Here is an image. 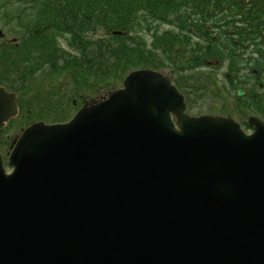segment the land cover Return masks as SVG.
<instances>
[{
    "label": "water",
    "instance_id": "obj_1",
    "mask_svg": "<svg viewBox=\"0 0 264 264\" xmlns=\"http://www.w3.org/2000/svg\"><path fill=\"white\" fill-rule=\"evenodd\" d=\"M185 109L141 70L69 122L25 130L12 174L0 156V264H264V123L247 135ZM16 115L0 89V128Z\"/></svg>",
    "mask_w": 264,
    "mask_h": 264
},
{
    "label": "trees",
    "instance_id": "obj_2",
    "mask_svg": "<svg viewBox=\"0 0 264 264\" xmlns=\"http://www.w3.org/2000/svg\"><path fill=\"white\" fill-rule=\"evenodd\" d=\"M42 4L41 7L54 6L61 17L58 29L54 28L56 32L63 31L72 16L86 12L92 15L88 22L79 18L69 22L73 35H79L90 23L93 29L106 32L109 41L97 45V53L91 54L92 63H83L85 69L75 79V90H66L64 82L52 85L49 90L47 87L39 90L44 87L42 81L37 80L34 85L35 79H17V82L14 79L13 87L26 83L30 89L10 90L20 100L19 118L10 122L13 128H25L35 121L64 123L74 113V98L82 93L88 95L91 93L88 89L98 86L113 91L131 71L139 69L167 70L180 90L195 97L202 92L224 102L222 98L231 96L232 90H245V97L236 98L238 108H247L240 117L248 111L264 120V0H50ZM27 24L35 30L42 28L44 22ZM46 24L52 25V20ZM163 25L172 30L153 34L156 28L162 30ZM132 28L151 36L152 46L142 42V46L137 45L131 36ZM47 31L45 27L43 33ZM28 47V55L36 58L40 56L38 48L43 45L31 40ZM216 62L218 67H214ZM89 66L92 71L86 70ZM206 68L216 70L203 72ZM217 69H224L222 75ZM30 104L39 107L30 109ZM224 110L232 117L231 107ZM27 112L35 116L30 121ZM246 119L241 121L245 124ZM4 130L0 136L8 147L11 142Z\"/></svg>",
    "mask_w": 264,
    "mask_h": 264
},
{
    "label": "rangeland",
    "instance_id": "obj_3",
    "mask_svg": "<svg viewBox=\"0 0 264 264\" xmlns=\"http://www.w3.org/2000/svg\"><path fill=\"white\" fill-rule=\"evenodd\" d=\"M9 1H12V3L9 5H6V6L0 5V30L3 29V26L5 24H7L8 19L10 21H13L14 17L16 15L21 14V8H26V9L37 8L39 11H40V8H44L45 11L42 15H44V14L45 15L41 19V21L44 22V25H45L46 22H48L49 20H52V25H50V24L45 25V27H47V28H48V26H50L48 28L49 31L42 33L45 28L43 30H42V28H37L38 31L40 32L38 38L40 40H43V43H41L43 45V47L38 48L39 52H40V57H42V58L37 60L35 62V64H33V66L39 70L38 73H36L35 78H31V79H35L34 85H36V82L42 81L45 84H43L44 87H42V88L40 87L39 90H45L46 87H47V90H49V88L52 85L55 84V86H57V84L59 82H64V88H66V90H75V87H74L75 79L77 77H81L82 71L85 69L83 66V63H90V62L92 63L91 54L97 53L96 49H97V45H99V43H101V45L108 44L107 41H109V39L106 36V32L100 30L99 28L93 29V27L90 25V23H88L87 25H85L83 27V30L79 31V35L74 36L73 35L74 29L72 28V26L69 25V22H71V20L73 18L74 19L75 18L83 19L86 22H88V20L90 19V17L92 15H89L86 12L81 13L77 16H75V15L72 16L67 21L68 25L65 28H63L64 30L60 31V29H59V32H56L54 30V28L58 29V26H59L58 22H60V20H61V17L55 12L56 8L54 6H50V7L43 6V7H41V4L43 2H49L50 0H0V4H2L4 2L6 3ZM18 3H20L22 5H19ZM88 9H84V10H88ZM37 18L38 17H36L34 23L40 24L41 22H40V20L37 21ZM163 26L164 27L162 28V30L160 28L157 29L155 27L156 30L154 31L153 34H155L156 32L158 34V32L161 33L163 31H171L172 30V29L169 30V26H165V25H163ZM74 27L76 29L77 24ZM131 30H132L131 36L134 38L135 41H137V43H136L137 45L142 46V43H144V44L147 43V46H152L153 39L151 38V36L147 35L145 32L140 31V30H136L133 28ZM138 32H139V34H138ZM19 33H20L19 31L15 32V34H19ZM45 37L47 39H45ZM73 37H76V40H74ZM10 38H12V37H10ZM30 41L31 40H29V44H30ZM47 46H48V48H47ZM47 51H49V52L46 55L43 54L44 52H47ZM86 70L92 71V66L87 67ZM214 70H216V69L209 70L208 68H206V69H204V71L203 70L202 71L203 72H210V71H214ZM161 72L162 73L167 72L168 74L170 73L167 70H162ZM217 72H218V74L222 75V73L224 72V69H217ZM97 75H98V73H97ZM104 77H106V76H104ZM37 80H39V81H37ZM88 80H90V79H88ZM15 82H17V79L15 80ZM15 82H14V79H10L9 77H7L5 75V70L3 69V64H0V83L3 84V85L0 84V86L5 87L9 91L10 90H28V89H30V88H28L29 86L26 83L14 85V87H13V83H15ZM11 86H12V88H11ZM122 86H123V84H121V87ZM82 87H83V82H81L80 90H82ZM84 87H86V84H84ZM117 89H119V88H117ZM76 90H79V88ZM90 90H93V91H90ZM97 90H98V87H95L93 89L92 88L88 89V92H91V94H90L91 96L85 95L84 93H82V94L85 96L94 97V98H96V96H103L104 95V94L100 95V93L97 92ZM179 91H181L183 94L186 95L187 101H185V102L187 105V113L189 116L190 115L196 116V114H202V113H197V112H203L206 115L220 114V115L226 116V114L223 112V111H225L224 110L225 107H231L232 108V118L235 120L236 119L240 120L241 118H248L250 116H254L252 113H249L248 111H246L244 113V116L240 117L242 115V112L244 110H247V108L246 107H242V108L237 107V105H236V102H237L236 98H238L236 95L237 90L234 91V94H233V90H232L231 96H227V98H225V97L222 98V99H224V102L219 101L218 103H217V98L212 97V95L204 96V94L202 92H199L198 97H201V98H198V97H195V95L190 96L189 93L185 90H179ZM11 92H13V91H11ZM107 92H109V91H107ZM225 92L227 94L231 93L228 90H225ZM80 95L78 98H74L77 103L73 102V105L77 104L76 105L77 107L79 106V104L81 105V103H82V100H78L80 98ZM31 100L35 102V98L32 97ZM36 107H39V105H34V104L31 105L30 104L29 108L34 109ZM73 114L74 113H72V115ZM26 116H27L28 121H30V119L32 117H35L34 115H32L29 112H27ZM13 127H14V125L9 124V126H7V128L5 129V131L7 133V134H5V136L10 141L13 138H15L17 136V134L19 135V133L21 132V129H22V128L21 129L20 128H13ZM7 135H8V137H7ZM1 138H2V136H0V149H1L0 152L2 154V157L4 158V167L10 168L9 159H10V154H11L10 153L11 152V145L7 147L4 144L5 141ZM9 170H7V171L9 172Z\"/></svg>",
    "mask_w": 264,
    "mask_h": 264
},
{
    "label": "flooded vegetation",
    "instance_id": "obj_4",
    "mask_svg": "<svg viewBox=\"0 0 264 264\" xmlns=\"http://www.w3.org/2000/svg\"><path fill=\"white\" fill-rule=\"evenodd\" d=\"M44 11V8H40V11L37 8H21V14L16 15L13 21L8 19L7 24L0 30V64H3L5 75L10 79L35 78L38 73L39 70L33 64L42 57L29 56L28 46L29 40H37L39 43H42V40L38 38L40 34L38 29L33 30L35 27L28 26L27 23H33L38 17L37 21L40 20L42 25L41 19L45 15H42ZM36 28H41V26ZM44 28L45 25L42 26V30ZM16 31L20 33L15 34Z\"/></svg>",
    "mask_w": 264,
    "mask_h": 264
}]
</instances>
